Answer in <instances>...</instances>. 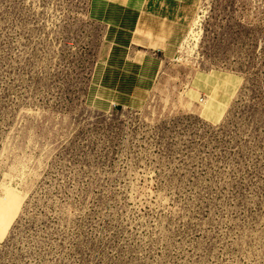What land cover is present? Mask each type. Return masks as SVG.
Wrapping results in <instances>:
<instances>
[{"label": "rangeland", "instance_id": "374dc122", "mask_svg": "<svg viewBox=\"0 0 264 264\" xmlns=\"http://www.w3.org/2000/svg\"><path fill=\"white\" fill-rule=\"evenodd\" d=\"M0 264H264V0H0Z\"/></svg>", "mask_w": 264, "mask_h": 264}, {"label": "crops", "instance_id": "0c3cea01", "mask_svg": "<svg viewBox=\"0 0 264 264\" xmlns=\"http://www.w3.org/2000/svg\"><path fill=\"white\" fill-rule=\"evenodd\" d=\"M167 21H169L170 23L172 22L171 20H169V18L163 17L161 19V21H159V23L162 22V24H168ZM159 23L155 24L154 22H151V20H138V21H136L135 25L132 28V30H133V36H132L133 43L137 46L138 45H144V47H146V48L157 49L159 51H160V49H162V51L166 52V50H168V46L162 40H164V39L171 40V37H173V35H174L171 42L173 43V42L177 41L178 35H176V34L179 30L176 32L174 30H172V31L167 30L166 31V30L161 28V27H166V26H163L162 24H159ZM154 40H157L156 41L157 45H152V42ZM169 49H170V47H169ZM112 56L115 57V53H113ZM145 66L146 65H144V67ZM147 67L148 66H146V68ZM148 69H149V67H148ZM104 78L105 77L103 76L101 86L103 84ZM111 87L112 86H110V89H111ZM110 89H108V93H109Z\"/></svg>", "mask_w": 264, "mask_h": 264}, {"label": "trees", "instance_id": "16d2710c", "mask_svg": "<svg viewBox=\"0 0 264 264\" xmlns=\"http://www.w3.org/2000/svg\"><path fill=\"white\" fill-rule=\"evenodd\" d=\"M98 70H99V64H97L96 73H95V82L93 84L92 91H94L96 86H97L96 82L98 81V75H99V71Z\"/></svg>", "mask_w": 264, "mask_h": 264}]
</instances>
